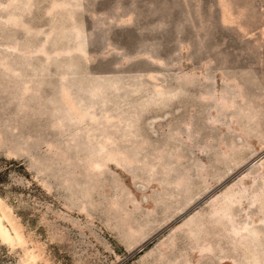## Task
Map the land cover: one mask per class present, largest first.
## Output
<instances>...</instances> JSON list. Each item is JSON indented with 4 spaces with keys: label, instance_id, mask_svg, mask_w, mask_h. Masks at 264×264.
<instances>
[{
    "label": "rangeland",
    "instance_id": "obj_1",
    "mask_svg": "<svg viewBox=\"0 0 264 264\" xmlns=\"http://www.w3.org/2000/svg\"><path fill=\"white\" fill-rule=\"evenodd\" d=\"M0 221V264H264V0H0Z\"/></svg>",
    "mask_w": 264,
    "mask_h": 264
},
{
    "label": "bare ground",
    "instance_id": "obj_2",
    "mask_svg": "<svg viewBox=\"0 0 264 264\" xmlns=\"http://www.w3.org/2000/svg\"><path fill=\"white\" fill-rule=\"evenodd\" d=\"M0 230L3 233V235L5 236L4 239L6 238V239L10 240L11 234L9 233V230L1 223V221H0Z\"/></svg>",
    "mask_w": 264,
    "mask_h": 264
}]
</instances>
